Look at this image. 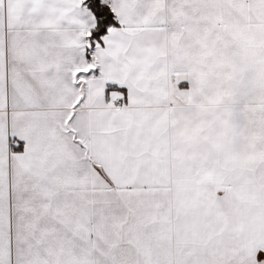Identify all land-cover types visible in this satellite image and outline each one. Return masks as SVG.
Here are the masks:
<instances>
[{
  "label": "snow or ice",
  "instance_id": "6c2138e0",
  "mask_svg": "<svg viewBox=\"0 0 264 264\" xmlns=\"http://www.w3.org/2000/svg\"><path fill=\"white\" fill-rule=\"evenodd\" d=\"M0 264H264V0H0Z\"/></svg>",
  "mask_w": 264,
  "mask_h": 264
}]
</instances>
